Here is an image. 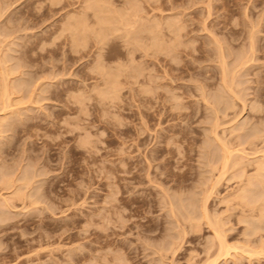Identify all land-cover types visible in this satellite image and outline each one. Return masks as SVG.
Segmentation results:
<instances>
[{"label": "rangeland", "instance_id": "rangeland-1", "mask_svg": "<svg viewBox=\"0 0 264 264\" xmlns=\"http://www.w3.org/2000/svg\"><path fill=\"white\" fill-rule=\"evenodd\" d=\"M86 2L0 0V212L34 211V170L52 198L29 227L0 228V264H210L209 220L230 247L216 264H264V0ZM100 60L119 71L116 95Z\"/></svg>", "mask_w": 264, "mask_h": 264}, {"label": "bare ground", "instance_id": "bare-ground-1", "mask_svg": "<svg viewBox=\"0 0 264 264\" xmlns=\"http://www.w3.org/2000/svg\"><path fill=\"white\" fill-rule=\"evenodd\" d=\"M6 2H7V1H6ZM94 2H97V0H95ZM94 2H91L90 0H88V3L86 2L87 5L84 6L83 8H85V10H87V8L91 9V7L93 6L92 9H94L95 7H98V11H99V8L103 11L102 8L105 6L104 8H105V11H106V8H110V7L113 5V4L111 3L112 5L110 6V5L107 3L108 6H106V3H105V2H102V4H103V3L105 4V5H104V4L102 5V4H100L99 0H98L99 3H97V4L95 5ZM86 3H85V4H86ZM129 3H130V2H129ZM129 3H128L127 5H129ZM82 4H83V3H82ZM130 4H131V3H130ZM132 4H133V3H132ZM135 4L138 5V3H135ZM7 5H8V4H7ZM73 5H74V4H73ZM9 6H10V5H9ZM109 6H110V7H109ZM129 6L131 7V6H133V5H129ZM134 6H135V5H134ZM113 7H114V5H113ZM115 7H117V6H115ZM137 7H139V5H138ZM174 7H175V6H174ZM174 7H173V8H174ZM131 8H132V7H131ZM110 9H111V8H110ZM128 9H129V8L126 9L127 12H128ZM133 9H134V8H133ZM107 10H108V9H107ZM129 10H132V9H129ZM137 10H138V9H137ZM209 10H210V9H209ZM94 11H95V10H94ZM102 11H101V12H102ZM105 11H103V12H105ZM210 11H211V10H210ZM210 11H209V13H210ZM122 12H124V15H125V16H122L123 14H121L120 18L123 17L122 19L124 20L125 17H126V14H127V16H128V13H127V12L125 13V10H123ZM132 12H133V11H132ZM135 12H136V10H135ZM181 13H182V12H181ZM83 14H84V13H83ZM75 18H76V17H75ZM79 18H80V17H79ZM127 18H128V17H127ZM82 19H83V18H82ZM122 19L120 20V21H122L121 23H123V20H122ZM76 21H77V20H76ZM84 21H85V20H84ZM125 21L127 22L128 20L125 19ZM79 22H80V20H79ZM177 22H178V21H177ZM80 23H82V22H80ZM123 24H124V23H123ZM169 24H172V23H169ZM214 24H215V23H214ZM84 25H85V23H84ZM172 25H173V24H172ZM172 25H169V27L171 28ZM181 25H182V24H181ZM175 26H176V25H175ZM178 26H179V27H178ZM217 26H218V25H217ZM177 27L180 29L181 26H180V25H177ZM185 27H186V26H185ZM108 28H109V27H108ZM108 28H107V29H108ZM178 28L175 29L177 32H178V30H177ZM206 28H207V27H206ZM217 28H218V27H217ZM217 28H216V29H217ZM219 28H220V27H219ZM82 29H83V28H82ZM110 29H111V28H110ZM115 29H116V28H114V30H115ZM171 29L174 30L173 28H171ZM104 30L107 31V32H105L106 37L108 36L107 34L109 33V31H111V32L114 31V30L112 31V30H109V29H108V30H109V31H108V30H106L105 28H104ZM180 30H181V29H180ZM180 30H179V32L181 33L182 30H181V31H180ZM220 30H221V29H220ZM176 31H174L175 36H178V39H179V38H180V37H179V34H180V33L178 34ZM184 31H185V30H184ZM102 32H103V31H102ZM102 32H101V34H102ZM127 32H129V31H127ZM78 33H79V32H78ZM80 33H81V32H80ZM82 33H83V32H82ZM176 33H177V35H176ZM214 33H215V32H214ZM217 33H218V32H217ZM101 34L99 35L98 38H100V36H103V35H104V34H102V35H101ZM127 34H128V33H127ZM181 34H182V33H181ZM181 34H180V35H181ZM77 35H78V34H77ZM79 35H80V34H79ZM105 35H104V36H105ZM80 36H82V37H77V38H76V42H75V44H74V47H75V46H77V47L79 46V51H80L81 48H83V47L85 46V44L88 42V41L86 42V40H87L88 38H87V39H83L84 37L86 38L87 35L83 34V35H80ZM104 36H103V37H104ZM103 37H102V38H103ZM106 37H104V38H106ZM104 38H103V39H104ZM182 38H183V37H182ZM219 38H220V37H219ZM101 40H102V39H101ZM176 42H177V41H176ZM176 42H174L175 47H173V46H174L173 43L171 44L172 46H170V45H169L170 43H168L167 46L165 47V45H166L165 42H164V46L162 47V45H161L162 42H160V41H159V42L156 41V43L153 44V45H155V47H156V46H158V47L161 46V47H159V48H162V49H160V51H161V50L164 51V52H165V51H167V52H168V51H169V52L172 51L173 53H175V55H177V54L179 55V53H180V54L183 53V50H184V49H178V48H177V47H178L177 44H175ZM178 42H180V41H178ZM180 43H181V42H180ZM180 43H179V44H180ZM215 43H216V41H215ZM135 44L138 45V44H140V42L138 41V42H136ZM86 45H87V44H86ZM228 45H229V44H228ZM82 46H83V47H82ZM176 46H177V47H176ZM181 46H182V45H181ZM80 47H81V48H80ZM229 47H230V46H229ZM252 47H253V46H252ZM75 48H76V47H75ZM164 48H165V50H163ZM218 48H219V47H218ZM77 49H78V48H77ZM189 49H190V48H189ZM158 50H159V49H158ZM6 51H7V50H6ZM219 51H220V50H219ZM252 51H253V50H252ZM167 52H166V53H167ZM184 52H185V51H184ZM191 52H192V51H191ZM167 54H168V55H171V53H167ZM173 55H174V54H173ZM173 55H172V56H173ZM237 56H238V55H237ZM164 57H165V55H164ZM177 57H178V56H176V58H177ZM168 58H169V56H168ZM171 58H172V57H171ZM179 58H180V57H179ZM236 58H237V57H236ZM164 59H165V58H164ZM174 59H175V58H174ZM174 59H172V60H174ZM157 60H158V59H157ZM175 60H176V59H175ZM221 60H222L221 62L224 64V62H225V58L223 59V57H222ZM169 61H171V60H169ZM246 61H247L246 59H245L244 61H243V60H242V61L239 60L237 66H238V67H240V66L242 67V66L244 65V63H246ZM248 61H249V60H248ZM190 62H191V61H190ZM177 63H178V62H177ZM177 63H176V64H177ZM194 63H195V62H194ZM152 64H153V63H152ZM179 64H180V62H179ZM179 64H178V65H179ZM227 64H228V63H227ZM181 65H182V64H181ZM120 66L122 67L121 69H123V67H125V65H121V64H120ZM174 66H175V64H174ZM179 66H180V65H179ZM190 66H191V65H190ZM97 67H98V68H96V69L102 71V72H101V73H103L102 75H108L107 78H104V79H106L105 82L107 83V86H108V87H107L106 89H104V90H108V91H107V92H106V91H103V92H105L107 95H108V93H109V94L116 95V93H117L118 91H120V90H119V80L117 79V77H119V75L117 74V72L119 73V71L116 69V71H114L115 74H114V72L112 73L111 68H108L107 65H106L102 60L99 61V64L97 65ZM126 67H127V66H126ZM126 67H125V68H126ZM128 67H129V66H128ZM170 67H172V66H170ZM182 67H183V66H182ZM176 68H177V67H176ZM176 68H174V69H176ZM228 68H229V67H228ZM247 68H248V66H247ZM118 69L120 70V68H118ZM165 69H166V68H165ZM167 69H168V68H167ZM224 69H225V67H224V68L222 67V70H223V71H224ZM163 70H164V69H163ZM17 71H18V70H17ZM121 71H124V70H121ZM121 71H120V72H121ZM177 71H178V69H177ZM223 71H222V73H226V71H225V72H223ZM2 72H3V70H2ZM4 72H5V71H4ZM4 72H3V73H4ZM164 72H165V71H164ZM166 72H167V71H166ZM166 72H165V73H166ZM247 72H248V71H247ZM15 73H16V72H15ZM229 73H230V72H229ZM113 74H114V76H112ZM171 74H172V72H171ZM181 74H182V73H181ZM204 74H205V73H204ZM2 75L5 76L4 74H2ZM6 75H7V74H6ZM27 75H28V74H27ZM175 75H176V74H175ZM179 75H180V73H179ZM223 75H224V74H223ZM231 75H232V74H231ZM167 76H168V75H167ZM188 76H189V75H188ZM201 76H205V75L201 74ZM226 76H227V74H226ZM226 76L224 75V80H225V77H226ZM206 77H207V76H206ZM235 77H236V76H235ZM1 78H2V77H1ZM6 78H8V77H6ZM178 78H180V77H178ZM2 79H3V78H2ZM2 79H1V80H2ZM204 79H205V77H204ZM173 80H174V78H173ZM175 80H176V78H175ZM175 80H174V81H175ZM199 80H200V79H199ZM222 80H223V79H222ZM224 80H223V82H225V86H226V82H228L229 80H228V81H224ZM237 80H238V79H237ZM3 81H5V82H4V83H5V86H4V84H3V86H4V91H5V93H9L10 91L7 92V90H8V88H7V87H8V86H7V82H6L5 79H3ZM176 81H177V80H176ZM210 81H211V80H210ZM150 82H151V83H150V84H151L150 87H151L152 89H154L155 84H158L157 81L153 79V77L151 78ZM202 82H203V81H202ZM231 82H232V81H231ZM31 83H32V82H29V84H31ZM180 83H181V82H180ZM240 83H241V82H240ZM29 84H28V85H29ZM228 84L231 85L232 83L229 82ZM8 85H9V84H8ZM177 85H178V84H177ZM180 85H181V84H180ZM29 86H30V85H29ZM183 86H184V85H183ZM200 86H201V85H200ZM225 86H224V87H225ZM232 86H233V85H232ZM20 87H21V86H20ZM25 87H26V86H25ZM21 88H22V87H21ZM21 88L18 89V91H19V90H22ZM30 88H31V87H30ZM197 88H198V87H197ZM226 88H227V87H226ZM229 88H231V87H229ZM233 88H234V87H232V90L235 91ZM9 89H10V88H9ZM23 89H24V88H23ZM148 90H149V89H148ZM224 90H225V89H224ZM224 90H223V91H224ZM229 90H231V89H229ZM229 90L227 89V92H228ZM232 90L228 92V95L230 96V97H229V98H230V101H229L230 104H232V102L234 101V97L236 98V95L238 96V92H233ZM176 91H177V90H176ZM202 91H203V90H202ZM218 92H219V90H218ZM231 92H232V93H236V94H233V95H232ZM203 93H204V92H203ZM219 93H220V92H219ZM222 93H224V92H222ZM229 93H231V94H229ZM102 94H103V93H102ZM106 94H105V95H106ZM225 94H226V93H225ZM2 95H3V94H2ZM7 95H10V94H7ZM179 95H180V94H179ZM184 95H185V94H184ZM5 96H6V94H5ZM108 96H109V95H108ZM180 96H181V95H180ZM182 96H183V95H182ZM216 96H217V95H216ZM226 96H227V95H226ZM226 96L223 94V95H221L220 98L218 97V99L216 100V103H215V106H214V107H216V108L221 107V109H222V105H224V103H225V105H226L227 103H229V102H226V101H227V100L225 99ZM9 97H10V96H9ZM4 98H5V97H3V99H4ZM239 98H240V97H239ZM40 99H41V98H40ZM178 99H179V98H178ZM214 99H215V98H214ZM149 100H150V99H149ZM176 100H177V99H176ZM237 100H238V99H237ZM235 101H236V100H235ZM152 102H153V101H151V103H152ZM175 102H176V101H175ZM5 103H6V102H5ZM235 103H236V102H235ZM259 103H260V102H259ZM152 104H153V103H152ZM176 104H177L176 106H180V107H183V106H184V102H180L179 100H177ZM219 105H221V106H219ZM235 105H236V104H235ZM186 106H187V105H186ZM227 106L229 107V104H228ZM227 106H226V108H227ZM184 108H185V107H184ZM224 108H225V107H224ZM3 109H4V108H3ZM221 109H220V110H221ZM228 109H229V108H228ZM236 109H237V108H236ZM217 110L220 111L219 109L214 110V111H216V114H217V112H218ZM226 110H227V109H226ZM226 110H225V112H226ZM239 110H240V109H239ZM197 111H198V110H197ZM225 112H222V114H223V113L225 114ZM214 113H215V112H214ZM227 113H228V112H227ZM215 116H216V115H215ZM217 116H218V114H217ZM224 117H225V116H224ZM221 119H222V118H221ZM233 119H234V118H233ZM216 120H217V118H216ZM237 120H238V119H237ZM215 122H216V121H215ZM230 122H231V121H230ZM250 123H251V122H250ZM237 124H238V122H237ZM217 126H218V125H217ZM217 126L215 125L214 128H216ZM255 129H256V128H255ZM252 130L254 131V129H252ZM214 131H215V130H214ZM239 132H240V131H239ZM215 133H216V132H215ZM255 134H256V133H255ZM255 134H254V135H255ZM215 135H216V134H215ZM254 135H253V136H254ZM213 136H214V135H213ZM217 137H218V136H217ZM243 137H244V136H243ZM214 138H215V137H214ZM247 138H248V137H247ZM247 138H245V139H247ZM253 138H255V137H253ZM215 139H216V138H215ZM217 139H218V138H217ZM255 139H256V138H255ZM217 141H218V140H217ZM220 141H221V140H220ZM220 141H219V142H220ZM248 141H249V140H248ZM252 141H253V140H252ZM254 142H255V141H254ZM254 142H252V143H254ZM215 143H216V142H215ZM227 143H228V142H227ZM227 143H226L225 140H224V141H221V143H220L221 146L223 147L222 149H224V153H225L223 163H227L226 161L229 159L230 155L232 156V154H233L232 151H234L233 149H231V147L228 146L229 144H227ZM244 143H247V142L244 141ZM249 143H250V141H249ZM255 143H256V142H255ZM255 143H254V144H255ZM217 144H218V143H217ZM250 144H251V143H250ZM242 145H243V144H242ZM220 148H221V147H220ZM251 148H252V146H251ZM251 148H250V149H251ZM253 149H254V148H253ZM235 151H236V150H235ZM238 151H239V150H238ZM256 151H258V150H256ZM240 152H242V151H240ZM250 153H251V152H250ZM254 153H255V152H254ZM239 154H240V153H238V157H239L238 159L242 158V157H240L241 154H240V155H239ZM256 154H257V153H256ZM244 155H245V154H244ZM252 155H253V154H252ZM260 156H261V155H260ZM255 158H257V157H255ZM253 160H254V159H253ZM255 160H256V159H255ZM237 161H238V160H237ZM239 161H240V160H239ZM251 161H252V160H251ZM259 161H260V160H259ZM259 161H258V162H259ZM255 163H256V162H255ZM259 163H260V162H259ZM262 164H263V163H262ZM224 165H226V164H224ZM259 165H260V164H259ZM258 167H259V166H258ZM258 167H257V168H258ZM255 169H256V168H255ZM259 169H260V168H259ZM261 169H262V168H261ZM261 169H260V170H261ZM220 171H221V170H220ZM256 171H257V169H256ZM263 171H264V170H263ZM254 172H255V171H254ZM257 172H258V171H257ZM257 172H256V173H257ZM42 173L44 174V173H46V172H42ZM42 173H41V172H37V171L35 172V170H34V173H33V174L31 173L32 175H30V176H28V178H26V179H27V180H26V185H25V183H24V186H26V187H30L31 185H29V184H30L32 181H34V184L36 183L35 181H37V183H38V181H39L38 185H37V184L34 185L35 187L38 186L37 188H35V187L32 185V187H34L33 190L35 189V190H34V192H36L35 194H34L33 190L30 189V190H31L30 192H32V193H31V196L36 197V198H32V197L30 196V200L32 199L30 204L34 206V208H33L34 211L32 210V212H31V209H29V208H31V206H30V204H29V206H27V205H28V204H27V205H25V207H27V208L29 207L28 209L30 210V213L28 212V214H27V212H25V213L16 212V210H11V209L14 207L15 203H13V202L11 203V202H10V204H8V209H7V211H5V213H4V211H3V212H0L1 215H2V213L6 214L7 212H8V214H9V217H8V215L6 214L7 217H8L7 220H6V222L4 221V223H3L2 219H4V218H2V219L0 220V222L2 221V222L0 223V228H2L3 226H5V227H6V226H7V227H8V226L13 227L14 225L18 224L19 221L17 222V220H18L17 218H19V216H22L20 219H22V220L24 221V225L26 224L25 226H27V225H28V222L31 221L36 215H39L40 213H44V212H46V210H49V209H50V207H49V206H50V203L48 204V201H47V200H48L49 198H51V194H50V190H49V189L51 188V184L48 183V182L46 183V181L44 180V179H46V177L43 178V176L40 175V174H42ZM256 173H255V175H256ZM47 174H48V172H47L45 175H47ZM257 174H258V173H257ZM45 175H44V176H45ZM258 175L260 176V174H258ZM261 175H262V178H263L264 175L262 174V172H261ZM25 176H27V175H25ZM40 176H41L42 178H41ZM223 176H224V175H223ZM259 176H257V177H259ZM3 177H4V176H3ZM38 177H40L41 179H40V178L38 179ZM2 179H3V178H0V182L4 181V180H2ZM37 179H38V180H37ZM6 180H7V177H6ZM20 180H21V178H20ZM43 180H44V181H43ZM254 180H255V179H254ZM262 181H263V180H262ZM11 182H12V181H11ZM23 182H24V181H23ZM44 182H45V183H44ZM5 183H6V184H7V183L10 184V181H9V182H5ZM5 183H4V184H5ZM27 183H28V185H27ZM259 183H260V182H259ZM8 184H7V185H8ZM49 184H50V185H49ZM12 185H13V184H12ZM8 186H9V185H8ZM8 186H7V187H8ZM13 186H14V185H13ZM18 187H19V186H18ZM18 187H17V189H19ZM32 187H30V188H32ZM15 188H16V187H15ZM213 189H214V188H213ZM19 190H20V189H19ZM21 190H22V187H21ZM36 190H37V191H36ZM261 190H262V189H261ZM22 191H23V190H22ZM24 191H25V190H24ZM24 191H23V192H24ZM27 192H29V191H27ZM25 193H26V192H25ZM37 193L39 194V196H37ZM195 193H196V192H195ZM195 193H193V195H194ZM211 193H213L212 190H209V192L206 193L207 195H206V197H205V200L208 199V198H210L209 195H210ZM243 193H245V192H243ZM28 194L30 195V193H28ZM28 194H26V197H29V196H27ZM190 194H191V193H190ZM197 194H198V193H197ZM24 195H25V194H24ZM34 195H35V196H34ZM195 195H196V194H195ZM199 195H200V194H199ZM242 196H243V195H242ZM246 196H248V194H247ZM37 197H38V198H37ZM23 198H24V197H23ZM196 198H197V197H196ZM201 198H202V197H201ZM247 198H248V197H246V198L244 197L245 200H246ZM24 199H25V198H24ZM51 199H52V198H51ZM242 199H243V197H242ZM10 200H11V199H10ZM30 200H29V201H30ZM198 200H199V199H198ZM249 200H250V199H249ZM249 200H248V202L251 201V200H250V201H249ZM11 201H12V200H11ZM29 201H28V202H29ZM190 201H191V200H190ZM200 201H201V200H200ZM246 201H247V200H246ZM5 202H6L5 199H4L2 202L0 201V204L2 205V206H0V209H1V207L4 208L3 204L5 205ZM193 202H194V201H193ZM197 202H198V201H197ZM202 202H204V201H202ZM248 202H247V203H248ZM257 202H258V201H257ZM2 203H3V204H2ZM8 203H9V200H8ZM195 203H196V201H195ZM198 203H199V202H198ZM39 204H40V205H39ZM51 206H52V205H51ZM192 206H193V205H192ZM198 206H199V205H198ZM200 206H201V205H200ZM200 206H199V207H200ZM203 206H204V215H205V212L207 211V209L205 208L206 203H204ZM51 208H52V207H51ZM10 213H11V214H10ZM4 214H3V216H5ZM208 214H209V213H208ZM1 215H0V216H1ZM206 216H207V213H206ZM208 216H209V215H208ZM208 216H207V217H208ZM40 217H41V216H40ZM42 217H43V216H42ZM212 217H213V216H212ZM43 218H44V217H43ZM202 218H203V217H202ZM5 219H6V217H5ZM20 219H19V220H20ZM208 219H210V218L208 217L207 220H208ZM214 219H215V218H214ZM41 220H42V219H40V221H41ZM211 220H213V219H211ZM42 221H43V220H42ZM216 221H217V220H215V221L213 220V224H214V222L216 223ZM209 222H211L210 225H211V227H213V229H214L215 237H216V240H217V243H216L215 245L218 247V250H219V252L217 251V252H218V253H217L218 255H217V256H216V257L210 262V264H216V263L219 262L220 260H224V258H226V257L229 255V253H230L229 248H230V247L228 246V244H227L226 241H225V240H226V238L224 237L225 234L223 235V234H222L223 232H220L221 229H222L221 225H220V228H221V229H219V225H218V224H217L218 227L215 228L216 224H215L214 226H212V225H213V224H212V221L209 220ZM209 222H208V223H209ZM2 223H3V224H2ZM218 223H219V222H218ZM22 224H23V223H22ZM48 225H49V224H48ZM256 225H257V224H256ZM27 227H29V226H27ZM256 227H258V225L255 226V228H256ZM47 228H48V227H47ZM217 228H218L219 230H218ZM211 231H212V230H211ZM46 237H47V236H46ZM46 237H45V238H46ZM48 239H49V237H48ZM44 241H45V240H44ZM234 247H235V246H234ZM234 247H233V248H234ZM234 249H235V248H234ZM236 249H237V248H236ZM239 249H240V248H238V250H239ZM231 250H232V247H231ZM251 250H252V249H251ZM222 251H223V252H222ZM246 251H247V250H246ZM248 251H249V250H248ZM255 251H256V250H255ZM249 252H250V251H249ZM251 253H256V252H251ZM248 254H249V253H248ZM256 254H257V253H256ZM250 255L252 256L253 254H250ZM248 256H249V255H248ZM255 256H256V255H255ZM221 258H222V259H221ZM251 258H252V257H251ZM208 264H209V263H208Z\"/></svg>", "mask_w": 264, "mask_h": 264}]
</instances>
